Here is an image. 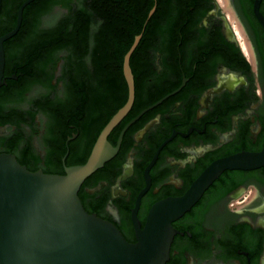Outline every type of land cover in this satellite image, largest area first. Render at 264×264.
Wrapping results in <instances>:
<instances>
[{"label": "flooded vegetation", "instance_id": "obj_1", "mask_svg": "<svg viewBox=\"0 0 264 264\" xmlns=\"http://www.w3.org/2000/svg\"><path fill=\"white\" fill-rule=\"evenodd\" d=\"M25 1L0 0V38L15 29ZM227 1L250 57L217 0L203 6L195 36L152 42L130 56L134 101L108 134L109 144L115 147L126 130L114 157L78 192L84 210L114 224L128 243L136 242L131 214L155 155L136 212L141 228L154 203L181 196L213 161L264 147V29L254 0ZM27 7L16 33L2 43L0 153L31 172L63 175L87 161L124 105L126 42L88 36L75 46L73 38H62L71 47L42 54L28 76ZM258 9L264 19V0ZM50 15L39 30L57 23ZM172 227L165 264H264V166L223 172Z\"/></svg>", "mask_w": 264, "mask_h": 264}, {"label": "water", "instance_id": "obj_2", "mask_svg": "<svg viewBox=\"0 0 264 264\" xmlns=\"http://www.w3.org/2000/svg\"><path fill=\"white\" fill-rule=\"evenodd\" d=\"M33 1L26 0L20 6L15 29L0 38V77L4 64L2 43L16 33L24 7ZM217 1L231 24L241 50L246 57H250V50L228 1ZM259 4L260 0H254L253 11L264 29ZM66 13V9L56 7L48 19ZM140 38V35L134 38L124 56L127 100L104 126L84 164L67 168L63 175L46 174L31 172L13 155L0 153V264H165L175 234L172 223L189 212L223 172L248 171L264 166V147L257 153L240 152L213 161L181 196L154 203L141 228L136 212L149 186L148 171L156 159L155 155L145 169L146 187L139 192L131 214L135 243H128L111 222L84 210L78 197L81 185L114 157L127 127L121 131L115 147L109 144L108 134L133 105L129 59ZM148 129L149 126L145 131Z\"/></svg>", "mask_w": 264, "mask_h": 264}, {"label": "trees", "instance_id": "obj_3", "mask_svg": "<svg viewBox=\"0 0 264 264\" xmlns=\"http://www.w3.org/2000/svg\"><path fill=\"white\" fill-rule=\"evenodd\" d=\"M205 4L207 0H35L24 10L28 16L27 75H34L42 54L71 47L70 43H61L62 38H73L75 46H82L88 36H118L126 42L123 49L126 53L140 35L136 50L142 53L152 42L161 45L167 38L195 36L196 23L207 10ZM53 5L66 9L67 13L48 29L39 30ZM235 55L239 56L238 50ZM127 94L123 93L122 105Z\"/></svg>", "mask_w": 264, "mask_h": 264}]
</instances>
